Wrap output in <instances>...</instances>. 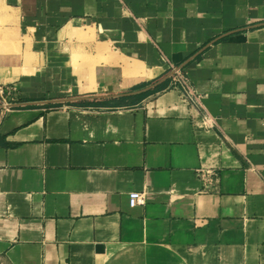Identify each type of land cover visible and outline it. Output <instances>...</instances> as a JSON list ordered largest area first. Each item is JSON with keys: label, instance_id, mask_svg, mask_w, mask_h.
<instances>
[{"label": "crops", "instance_id": "0c3cea01", "mask_svg": "<svg viewBox=\"0 0 264 264\" xmlns=\"http://www.w3.org/2000/svg\"><path fill=\"white\" fill-rule=\"evenodd\" d=\"M0 19V264H264V0H0Z\"/></svg>", "mask_w": 264, "mask_h": 264}, {"label": "built area", "instance_id": "2783aa9c", "mask_svg": "<svg viewBox=\"0 0 264 264\" xmlns=\"http://www.w3.org/2000/svg\"><path fill=\"white\" fill-rule=\"evenodd\" d=\"M172 75L176 86L182 87L186 98L193 102H199L200 96L194 94L189 85L186 83L184 74L180 67L172 66ZM15 88L11 85H0V123L3 118L12 110L14 107L13 93ZM198 177L204 183L205 190H212L215 188V184L218 182V175L213 169L200 168L197 170ZM131 205L145 204L146 197L143 192L131 193Z\"/></svg>", "mask_w": 264, "mask_h": 264}, {"label": "rangeland", "instance_id": "374dc122", "mask_svg": "<svg viewBox=\"0 0 264 264\" xmlns=\"http://www.w3.org/2000/svg\"><path fill=\"white\" fill-rule=\"evenodd\" d=\"M5 26V22L0 19V42H6L8 37L16 36L15 32L7 29Z\"/></svg>", "mask_w": 264, "mask_h": 264}, {"label": "bare ground", "instance_id": "6f19581e", "mask_svg": "<svg viewBox=\"0 0 264 264\" xmlns=\"http://www.w3.org/2000/svg\"><path fill=\"white\" fill-rule=\"evenodd\" d=\"M80 57L87 58V56L82 55L81 53H77V54L75 55V58H80Z\"/></svg>", "mask_w": 264, "mask_h": 264}, {"label": "water", "instance_id": "95a60500", "mask_svg": "<svg viewBox=\"0 0 264 264\" xmlns=\"http://www.w3.org/2000/svg\"><path fill=\"white\" fill-rule=\"evenodd\" d=\"M100 249H103V247H99Z\"/></svg>", "mask_w": 264, "mask_h": 264}]
</instances>
